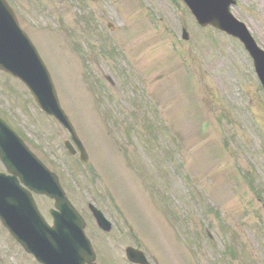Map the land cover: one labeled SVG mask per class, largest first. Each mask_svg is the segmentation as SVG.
I'll return each instance as SVG.
<instances>
[{"label":"rangeland","instance_id":"obj_1","mask_svg":"<svg viewBox=\"0 0 264 264\" xmlns=\"http://www.w3.org/2000/svg\"><path fill=\"white\" fill-rule=\"evenodd\" d=\"M9 1L35 44L44 43L38 50L60 106L95 160L90 159L94 171L103 169L97 185L88 188L94 194L106 193L107 187L112 191L140 248L158 256L159 264H264V91L239 41L196 26L180 0ZM235 3L233 14L264 49V0ZM85 15L117 53L99 49L95 35L79 33L86 26ZM182 27L189 32L184 41ZM76 41L86 49L98 46L95 64L86 58L88 64L81 63L73 47ZM94 74L113 100L109 102L104 94V115L94 112L91 105L101 101L96 102L84 82ZM138 104L156 106L159 122L152 116V126H146ZM31 116L39 125L48 121L34 109ZM114 117L120 131L112 133L114 142L122 147L106 135V120L109 124ZM132 123L138 131L129 136L126 128ZM32 128L35 138L37 125ZM57 135L55 143L62 136ZM156 149L161 158L151 160ZM125 153L129 165L122 160ZM166 154L171 160L162 159ZM177 166L181 171L185 168L186 180L197 194L196 204L190 201L192 189L184 177L174 175ZM82 169L84 180V172L90 176L91 170ZM149 173L161 177L160 186L172 187V199L171 189L158 192L157 182L147 177L149 186L143 185ZM67 179V194L81 207L77 201L84 205V193H76L72 177ZM82 185L85 188L86 183ZM159 203L174 209L168 212ZM221 223L231 231L227 238ZM182 229L189 232V244ZM100 235L96 237L103 253L115 250L118 255L123 246L135 244L112 234ZM232 236L237 237L236 245ZM227 244L237 247L232 255L224 254ZM192 248L198 249V258Z\"/></svg>","mask_w":264,"mask_h":264},{"label":"water","instance_id":"obj_2","mask_svg":"<svg viewBox=\"0 0 264 264\" xmlns=\"http://www.w3.org/2000/svg\"><path fill=\"white\" fill-rule=\"evenodd\" d=\"M184 1L201 26L213 25L241 39L253 57L257 75L264 87V51L257 47L244 25L229 14L233 1ZM30 44L5 0H0V68L21 79L38 106L49 116L54 115L69 125L58 105L47 69ZM0 152L2 161L13 176H18L32 191L55 197L58 209L52 212L54 226L48 227L16 178H5L0 173V218L5 226L28 251L46 264L90 262L93 252L82 233V220L72 210L52 174L1 121ZM101 217L97 215L98 220H103ZM127 252L131 260L144 262L139 251L127 248Z\"/></svg>","mask_w":264,"mask_h":264}]
</instances>
